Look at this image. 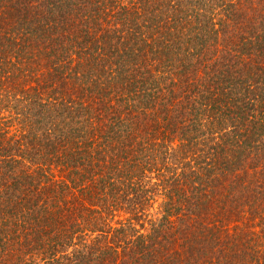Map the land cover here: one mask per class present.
I'll list each match as a JSON object with an SVG mask.
<instances>
[{
    "label": "trees",
    "instance_id": "16d2710c",
    "mask_svg": "<svg viewBox=\"0 0 264 264\" xmlns=\"http://www.w3.org/2000/svg\"><path fill=\"white\" fill-rule=\"evenodd\" d=\"M0 264H264V0H0Z\"/></svg>",
    "mask_w": 264,
    "mask_h": 264
}]
</instances>
